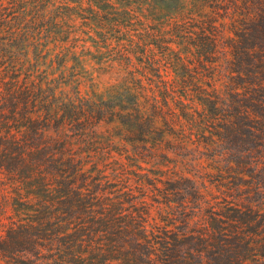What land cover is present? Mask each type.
Wrapping results in <instances>:
<instances>
[{
    "label": "trees",
    "instance_id": "16d2710c",
    "mask_svg": "<svg viewBox=\"0 0 264 264\" xmlns=\"http://www.w3.org/2000/svg\"><path fill=\"white\" fill-rule=\"evenodd\" d=\"M0 264H264V0H0Z\"/></svg>",
    "mask_w": 264,
    "mask_h": 264
}]
</instances>
